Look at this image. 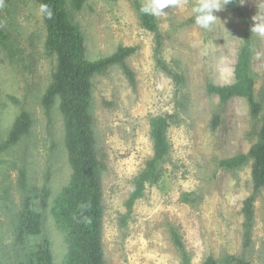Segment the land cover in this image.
I'll return each instance as SVG.
<instances>
[{"label": "rangeland", "instance_id": "obj_1", "mask_svg": "<svg viewBox=\"0 0 264 264\" xmlns=\"http://www.w3.org/2000/svg\"><path fill=\"white\" fill-rule=\"evenodd\" d=\"M132 2L86 0L77 10L68 0L66 6L81 32L87 61L106 58L120 46L137 47L126 59L136 75L135 87L118 65L91 78L89 114L99 162V230L106 264H182L181 251L171 236L173 227L183 238L191 264L225 255L264 264V186L254 203L251 244L244 246L243 208L254 193V162L235 170L219 165L222 159L249 153L260 141L264 0H241L254 30L252 74L255 98L262 106L258 118H252L246 99L235 97L221 104L220 97L207 88L211 83L235 82L245 31L238 13L228 11L223 0H142L159 19L163 59L186 78L178 85L157 66L154 34L141 26ZM199 12L204 21L190 23ZM0 27L16 52L11 56L0 45V143L9 139L22 112L31 122L28 134L0 154V263L22 264L32 257L37 264L43 250L49 264H64L66 234L53 208L73 170L61 99L55 101L52 120L43 104L57 71V57L48 52L47 28L36 0H0ZM157 116H172V148L164 175L159 183L147 185L145 196L136 201L123 225L133 180L154 153L151 119ZM27 205L34 229L19 241L17 229Z\"/></svg>", "mask_w": 264, "mask_h": 264}, {"label": "trees", "instance_id": "obj_2", "mask_svg": "<svg viewBox=\"0 0 264 264\" xmlns=\"http://www.w3.org/2000/svg\"><path fill=\"white\" fill-rule=\"evenodd\" d=\"M42 9L44 23L47 28L46 46L50 54L57 57V71L54 80L46 91L43 99L45 113L52 120V113L57 98L61 99V109L65 119L66 147L73 170L72 178L63 188L54 204V218L62 232L66 234L67 255L64 264H106L100 236V219L102 207L100 191L96 176L99 171V162L94 153V142L91 136L90 108L92 105L91 78L106 69L118 65L123 68L131 85H136L135 73L126 65V59L137 51L135 46H120L112 55L96 61H87L84 56L83 38L77 26L68 15L66 6L68 0H36ZM133 8L137 12L141 26L154 34L155 60L157 66L178 85L184 84L186 78L177 73L163 59V39L157 15L142 2L132 0ZM86 0H71L74 9H82ZM228 11L238 13L244 22V41L240 47L235 65V82L218 86L208 84L209 93L218 95L221 104H226L235 97H242L249 103L252 118H258L262 111L261 104L255 98V79L252 71L254 51V30L250 20L244 15L241 0H223ZM199 12L189 20L190 23L203 22ZM10 37L0 27V45L16 52L9 43ZM174 116V115H172ZM172 116H157L151 119V138L153 140V156L146 162L145 168L134 178L133 190L126 201L127 213L122 218L126 225L132 216L137 200L145 196L147 185L159 183L164 175V164L167 162L172 144L169 138ZM216 122L215 124H217ZM31 122L26 112L17 116L9 139L0 143V154L16 146L29 132ZM250 160L254 162L253 181L254 193L246 199L243 212L244 246L251 244L254 226V203L256 196L264 186V113L260 141L249 153H239L233 157L219 161L221 168L235 170L246 165ZM22 188L26 186L24 171L21 172ZM188 193L184 201L188 202ZM21 213V228L17 229V239L22 241L23 234L33 231L34 218L27 205ZM174 245L181 251L182 264H191V256L186 250L183 238L176 228L171 229ZM37 255V254H36ZM35 255V257H36ZM40 261L37 264H49L47 253L43 250L37 255ZM34 257V258H35ZM35 259L29 258L22 264H34ZM3 264V263H0ZM204 264H251L235 255H225L222 258L209 256Z\"/></svg>", "mask_w": 264, "mask_h": 264}]
</instances>
